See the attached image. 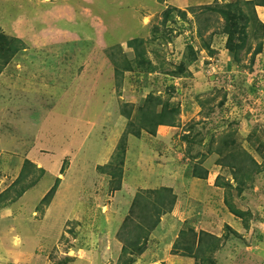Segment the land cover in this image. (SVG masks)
Returning a JSON list of instances; mask_svg holds the SVG:
<instances>
[{
    "label": "rangeland",
    "instance_id": "374dc122",
    "mask_svg": "<svg viewBox=\"0 0 264 264\" xmlns=\"http://www.w3.org/2000/svg\"><path fill=\"white\" fill-rule=\"evenodd\" d=\"M30 2L0 0L14 6L0 20V264H194L176 247L183 229L193 248L202 231L220 238L216 264H264V0ZM214 3H238L250 19L238 61L220 16L191 13ZM149 95L177 110L174 127L128 135L123 157L122 114L132 120ZM244 153L260 166L234 170ZM122 160L118 182L109 173ZM194 165L201 179L186 175ZM163 187L172 211L140 255H123L121 240L144 237L134 199Z\"/></svg>",
    "mask_w": 264,
    "mask_h": 264
},
{
    "label": "trees",
    "instance_id": "16d2710c",
    "mask_svg": "<svg viewBox=\"0 0 264 264\" xmlns=\"http://www.w3.org/2000/svg\"><path fill=\"white\" fill-rule=\"evenodd\" d=\"M246 5H253V2H246L244 3ZM239 4H225L220 5L218 3H214L212 5H204L200 7H194L191 10V13L197 16L198 13L200 15H208V14H215L220 16V18L223 20V27L221 30V33L223 36L226 37L225 40V50L231 55V57L234 59V61H238V56L241 51L246 46V42L248 40V26H249V18L245 17V14L238 8ZM264 7V5H261ZM180 16L185 19V12H179ZM167 17H169V13L165 14L163 23L167 22ZM171 19V18H170ZM203 28V27H202ZM202 28L197 29V35L199 38H202V33L206 32ZM204 29H206L204 27ZM264 32V26L260 25L259 28V34L262 36ZM253 35V32H252ZM129 47H131V50L133 51V56H135V59L137 60V63L141 65L143 68H145L148 73L154 72V67L145 59V51L142 50L140 47L142 45V42L139 43L137 40L131 41L128 43ZM205 46V45H204ZM187 50L189 55L194 57L196 53L193 51L191 46H187ZM205 48H209L208 46H205ZM261 51V45L259 44L258 47L255 49L254 54H259ZM197 60L196 56L193 58V61L195 62ZM111 62L116 65L114 62V58L111 57ZM192 62V60H191ZM125 64L124 71H127L130 69L128 66V61L125 60L123 62ZM142 67H139L142 69ZM123 68V67H122ZM184 66L181 64L178 69H175V75H172V77H178L184 73ZM131 71V70H130ZM178 75V76H177ZM144 103V104H143ZM141 106L138 107L139 113H136V116L133 119L137 120L138 118V125L133 124V119L131 120V112L124 113L122 116L127 120V127L124 131L123 138L121 139L119 149L118 151L121 152L122 156L124 157L125 154V142L128 135H133L135 137H140L142 132H145L146 134L150 136H155V131L159 126H165V127H174V121L177 116V110L172 107L167 102L162 101L159 97H152V95H149V97L144 100ZM138 111V110H137ZM131 120V121H130ZM184 140H187V137H183ZM212 146V145H209ZM189 152V149L187 150ZM118 157V156H117ZM119 158V157H118ZM188 159V156L185 157ZM192 159H195V157H191ZM189 158V159H191ZM243 158L241 160V163L239 166H235L234 170L241 173L242 171H245L246 168L244 160H247V165L252 169L254 167H259L260 165H257L255 161L247 154L244 153ZM120 159V158H119ZM123 160L121 161V164H118L117 172L115 173V170H111V178L115 179L118 177V182L120 176L118 174V171H120ZM106 168H109L106 166ZM105 167L100 168L99 170L103 173H105V170H107ZM190 173V174H189ZM235 174V173H234ZM185 175V173H184ZM187 176H190L192 179H201L199 174L197 172V165H194V167L191 169L190 172H186ZM236 175V174H235ZM220 180V179H219ZM234 181L237 182L236 178H233ZM20 181V180H19ZM34 183V182H33ZM31 183V184H33ZM220 187L222 189L228 190L230 188V183H220ZM117 188H120L119 186ZM118 190V189H117ZM171 189L169 188H160L157 190H147L146 193H138L136 196V199H134L132 204V209L137 208L139 211H141V220L140 223L136 225L137 228L140 229L139 226H143L144 228L141 230H138L142 233L144 237H132V238H125V240H121L123 243L121 253L125 256L130 255H140L141 254V242L145 241L147 236L150 235L152 231L157 227V225L160 222V217L170 211H172V206L175 201V197L171 195ZM240 191V189H238ZM48 195H46L42 202L46 201ZM225 203L228 202L225 201ZM167 204V205H166ZM229 212L237 217L240 216L239 213H237L232 207L229 206ZM133 224V223H132ZM231 230V229H230ZM232 231V230H231ZM232 233L235 235L236 233L232 231ZM188 234L186 229L181 230L178 237L176 238L177 243L176 247L182 250V256L192 258L194 260V264H216L215 262V251L220 243V238L214 237L212 234L207 232H200L198 236V240H196L195 248L194 244L187 245L188 240ZM193 235H197L196 233H192ZM175 243V244H176ZM174 244V246H175ZM137 246L140 249L136 252ZM131 248L133 251H131ZM185 250V251H184ZM133 253H131V252ZM177 253L178 250L176 249ZM132 259L130 258L128 260V263H131ZM127 263V264H128Z\"/></svg>",
    "mask_w": 264,
    "mask_h": 264
},
{
    "label": "crops",
    "instance_id": "0c3cea01",
    "mask_svg": "<svg viewBox=\"0 0 264 264\" xmlns=\"http://www.w3.org/2000/svg\"><path fill=\"white\" fill-rule=\"evenodd\" d=\"M38 2H39V4L41 5V4H46L47 3V0H31V2L30 3H28V5H26V7L29 9V8H37L38 6H37V4H38ZM12 8V7H14V6H12L11 7V5L9 4V3H7V4H3V5H1L0 6V20H2L3 22H5L6 20H7V17L9 16V15H11L12 14V10H11V12L10 13H8L9 12V8ZM7 8H8V10H7ZM14 10V12H15V14L17 15V17L18 16H20V14H19V11L17 10V9H13ZM22 10V9H21ZM29 13H31V11L29 12ZM127 13H129V10H128V12ZM162 128H165V127H163V126H159L158 127V129H162ZM211 234V233H210ZM177 237V236H176ZM175 237V238H176Z\"/></svg>",
    "mask_w": 264,
    "mask_h": 264
}]
</instances>
